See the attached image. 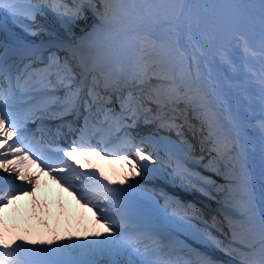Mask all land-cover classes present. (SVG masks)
Instances as JSON below:
<instances>
[{"label": "bare ground", "instance_id": "1", "mask_svg": "<svg viewBox=\"0 0 264 264\" xmlns=\"http://www.w3.org/2000/svg\"><path fill=\"white\" fill-rule=\"evenodd\" d=\"M104 1L108 3L111 0ZM98 4L94 0L90 1V7H97ZM149 8L152 9L153 5ZM87 9L89 7H75L72 11L77 13L79 19L70 20L68 27L71 29L68 31L60 27L58 29L65 35H72L75 31L72 29L74 27L72 23H75L86 30ZM48 10L45 6L36 5L29 10L11 15L13 17L11 24L16 32L25 37H34L35 40L56 37L58 31L45 24ZM63 11L64 15H60L61 17L57 19L59 25L64 23V17H68L66 15L71 13L70 8ZM114 11H117V6L110 9L107 7L104 12ZM178 12L179 16L175 24L163 28L159 35L168 38L172 36L171 32L175 31L177 37H185L187 45L184 51L195 56L194 75L188 77L192 83L189 90L182 87V91L179 92V89H176V85L180 84L177 82L178 79L162 69L159 71L155 66V63L161 60L167 61L164 60L166 55L162 52L169 53L170 48L175 46L174 42L169 41L168 46H162L158 41L152 44L153 39L151 40L150 37L145 38L144 40L148 41L153 49L149 45L145 46L144 41L141 42L140 65L136 66V69H143L146 82L148 87L152 88V92L146 94L138 90L133 93L132 105L143 111L138 117L136 114L133 117H137L138 126L146 123L148 128L156 129L168 126L163 121L168 120L167 115H176L177 121L178 119L184 121L192 111L191 118L187 119L190 124L186 125L190 130L183 131L188 133L191 140L188 138L185 140L184 136L177 138L176 141L168 139L164 147L154 141L150 142L145 146L144 151L151 155L146 157L154 159L152 163H145L146 159L143 161L135 159L130 153L114 174L120 178L132 179L137 190L153 193L163 203H170L165 212L168 218L173 212L177 215L182 213L183 209L190 212L197 210L198 206L183 205L188 201H193L200 208L203 207L205 211L200 214L202 219L189 217L188 212L185 219L181 218V215L173 221L175 227L182 232L197 229L200 233H204L205 239L200 243L201 247L208 249L211 254H215L214 256H219L222 261L246 263L255 261L262 257L264 252V2L263 0H184L182 9ZM116 16L119 19L120 15ZM149 16L155 14L150 13ZM146 17L148 18V15ZM106 19L112 20L107 15ZM162 20L160 17L145 19L150 27L164 22ZM160 49L164 50L160 51ZM145 50L151 51L147 53ZM175 56L176 61L170 64H177L182 59L179 52H176ZM132 81L139 82L133 78ZM166 81L172 86L163 85ZM256 81L260 84H254ZM192 86L196 92L191 95L188 93L194 91ZM194 101L198 103L195 104ZM143 106L147 108L144 109ZM212 118H219V124H225L226 128L217 140V144L212 141L215 135L210 134L212 130L216 131ZM229 145L234 149L232 168L236 172V178L232 182L236 187L233 207L217 191L218 187L206 183L208 181L206 177L211 170L210 163L204 164L202 169L198 164L187 165L182 160V155L201 159L206 154L212 156L215 152L222 153L221 151ZM218 159L219 157L215 156L216 162ZM23 162L24 159L18 148L3 150L0 152V176L14 181L16 178L24 186L37 185L39 191L46 193L44 188L33 180L30 172L21 170ZM117 162L118 160H111V166ZM185 172L193 177L201 176V181L192 182ZM54 194H57L62 201L70 203L81 215L79 226H76L80 246L86 249L85 242L91 244L96 259H98V251H105V260L109 259L113 262H116L118 257L124 256L122 246L125 243L108 227L107 222H103L96 206L85 205L81 200L73 198L71 190H66L62 194L61 190H57L54 186ZM45 196L47 198L48 195ZM3 198L7 199V204L5 207L0 204V220L19 221L20 213L31 214L38 210L32 205L31 193ZM82 222L85 224L82 225ZM237 223L241 231H237ZM65 225L66 220H63L62 226ZM67 228H58L63 230L61 236L67 233ZM110 243H112L111 250L108 249ZM138 246L136 244V247ZM132 253L141 257L138 252H131L126 256L130 257ZM153 264L158 263L153 262Z\"/></svg>", "mask_w": 264, "mask_h": 264}, {"label": "rangeland", "instance_id": "2", "mask_svg": "<svg viewBox=\"0 0 264 264\" xmlns=\"http://www.w3.org/2000/svg\"><path fill=\"white\" fill-rule=\"evenodd\" d=\"M94 1L97 4L99 3L97 7L96 6L90 7L89 2H87V1H84V3H83L86 7H89V9H87L85 12L87 14V18H88L87 29L88 28L91 29V27L94 28L96 26L95 20H97L102 25H112V24H116V23L118 24V22L120 23L121 18L127 16L129 8L131 6H134V3H135L134 0H111L108 3L105 2L104 0H94ZM183 1L184 0H157L154 4H152L153 8L146 11L142 16L147 15V13L148 14L153 13L155 11H157L156 13H159L161 11L164 13H165V11L167 13L172 12L173 14L177 15L175 12V9L177 11H181ZM147 2H149V1H147ZM263 2H264V0H263ZM114 6H117V11L111 12L112 14L104 12L107 10V7L110 9L111 7H114ZM58 14L56 12H54V16H51L52 20L57 22L55 15H58ZM114 14L120 15V18L119 19L116 18L114 16ZM74 15L72 17L78 18L77 15H75V16ZM106 15L111 17L112 20L108 21L106 19ZM68 18H70V17H68ZM64 21L69 22L67 20H64ZM65 30L68 31L69 28L66 27ZM74 30H75V32L73 35H76L80 29L78 27H75ZM147 45L151 46V44H149V43H147L145 46H147ZM184 45H187V42ZM179 48H180V45H175V47L170 48L169 53L168 52H162L163 55H166V57H164V60L165 61L167 60V61L164 62L163 60H161L160 62L155 63V66L157 67V69H159V71H160V69H162V70H164V72H166L170 76H172V71H174V68L177 65L182 64L183 65L182 76L188 77V75L185 74L184 70H187V69L195 70V66H196L195 56L193 55V53L188 54L186 51H185V53L181 52V56H182L181 58L182 59L179 60V62L177 64H174V65L170 64V62L173 63V61L174 62L176 61L175 55H176V52H178ZM152 49H153V47H152ZM162 50H164V49H160V51H162ZM150 51L145 50V52H147V53ZM157 56H160V55H157ZM135 57L140 58V51L138 52L137 56H135ZM137 65H138V63H137ZM136 66L133 64L130 66V68L134 69ZM182 80H184V79H182ZM141 82L147 83L146 79L141 80ZM257 82H259V81H256V83H254V84H260V82L259 83H257ZM144 85H146V84H144ZM213 126H216V131H215V136H214L215 138L212 141H215V139L216 140L218 139V134H219L218 130H221V128L217 129L218 125L216 123H214ZM211 139H210V141H211ZM216 151H218V150H216ZM221 152L222 153L215 152L214 155L212 154V156H210V154H206L205 157H202L201 159H199L198 157H190L189 155H182V160H184L187 165H194L195 166V164H198V165H200V167L202 169H204V164L210 163V169L211 170H210V173L208 174V177H206L208 180L206 183L209 186H213L215 188L218 187L217 191L220 192L225 197V199H227V201L230 203L229 205L231 207H233V205H234L233 203L236 200V187H235L234 183H232L234 181V179L236 178V172L232 168L233 167V165H232V160H233L232 152H234V149H233V147H231V145H229V146H227V149H225L224 151H221ZM215 156L219 157L217 162L215 161V159L212 160L213 158H215ZM220 168H222V170H220ZM201 171H203V170H201ZM185 174L188 175V177L190 178V180L192 182L193 181L194 182H196V181L200 182L201 181L202 177L199 175L193 177L191 174H188V172H185ZM186 203L192 204L193 201H188ZM186 203H184L183 205H186ZM179 217H181L180 214L177 215L175 213H172V215L170 214L169 220L172 222V221L176 220V218H179ZM185 217H186L185 215H182L181 218L185 219ZM239 223L241 225V222H239ZM239 223H237V228H238L237 231H241L240 227L238 226ZM180 233L183 236H188V237L192 238L193 240H196L197 244H198V242L203 243V241L205 239L204 238L205 234L200 233L197 229L188 230L187 232L181 231ZM239 234H241V233H239ZM177 240L181 243L183 241V239L181 237L177 238ZM156 248H159V245ZM176 249L177 248H174V247L173 248L167 247V249L159 250L158 254H160L161 258L158 257L157 262L159 264H161V263H164V264H210V261H209L210 256L205 261H202L199 258V255H198L199 251L198 250L196 251V256H197V258H196L193 256V254H191L188 251H184L180 254H176L175 253V252H177ZM196 249H198V248H196ZM130 258H132V259L129 260L127 262V264H147V261H145V260H147V257H145L143 259L140 257L138 259V257H136L134 254H132L130 256ZM159 260H161V261H159ZM217 260H219V259H217ZM216 262H218L219 264H225L224 262H220V261H216ZM218 263H215V264H218ZM253 263L264 264V252H263L262 257L257 259V261H253ZM149 264H152V262Z\"/></svg>", "mask_w": 264, "mask_h": 264}]
</instances>
